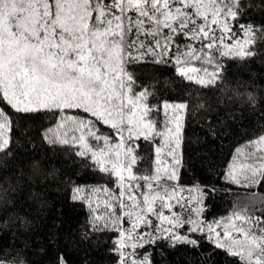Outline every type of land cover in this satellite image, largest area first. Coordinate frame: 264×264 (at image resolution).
I'll return each instance as SVG.
<instances>
[{"label":"snow or ice","instance_id":"1","mask_svg":"<svg viewBox=\"0 0 264 264\" xmlns=\"http://www.w3.org/2000/svg\"><path fill=\"white\" fill-rule=\"evenodd\" d=\"M257 58L264 0H0V264H264Z\"/></svg>","mask_w":264,"mask_h":264},{"label":"trees","instance_id":"2","mask_svg":"<svg viewBox=\"0 0 264 264\" xmlns=\"http://www.w3.org/2000/svg\"><path fill=\"white\" fill-rule=\"evenodd\" d=\"M238 71H241L246 77L248 75L254 76L259 83L261 80H264V59L257 58L251 63L249 68L242 70L238 69ZM247 119L255 121L257 117L252 115L247 117ZM236 139L239 138L237 137ZM220 144L221 141L209 138L199 147H193L192 151L197 156H199L201 151L215 155H222L226 149H221ZM48 199L51 211H49L44 218V227L38 232L39 236H43L47 227H50L55 220L60 219L61 227L68 228L69 226L74 227L75 224L83 218L85 209L81 208L78 203L67 200V198L55 188L48 191ZM216 204L220 209L227 208V197L223 200H217ZM36 259L37 264H43L44 257L38 255ZM74 259L76 264H80L82 259H87L88 264H107V257L103 249L97 246L89 247L86 253H74ZM184 259L191 261V257H185ZM208 264H211V261H209Z\"/></svg>","mask_w":264,"mask_h":264},{"label":"rangeland","instance_id":"3","mask_svg":"<svg viewBox=\"0 0 264 264\" xmlns=\"http://www.w3.org/2000/svg\"><path fill=\"white\" fill-rule=\"evenodd\" d=\"M241 151H244V147H243V145H241Z\"/></svg>","mask_w":264,"mask_h":264}]
</instances>
